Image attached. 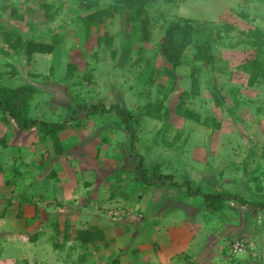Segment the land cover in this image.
<instances>
[{"label":"rangeland","instance_id":"rangeland-1","mask_svg":"<svg viewBox=\"0 0 264 264\" xmlns=\"http://www.w3.org/2000/svg\"><path fill=\"white\" fill-rule=\"evenodd\" d=\"M98 1L102 9L111 4L115 8L85 38L84 18L90 11L83 1L0 0L1 6L14 7L20 17L11 23L22 38L21 51L25 40L59 42L51 54L34 53L29 62L23 52L10 49L1 30L0 79L14 87L27 82L42 92L32 102V118L62 122L78 103L119 101L138 119L134 125L137 154L144 156L149 169L158 164L160 172L172 174L175 181L189 178L205 190L213 185L249 201L264 200V85L251 84L245 69L246 62L256 57V48L264 49V0ZM6 18L0 11V21L11 31ZM179 18L199 24L193 34L197 48L190 47L187 55L198 59L178 67L170 80L158 75L169 68L159 48L167 26ZM136 22L139 36L129 47ZM104 37L111 43L99 49ZM67 64L75 65V77L67 78ZM148 67L153 68L151 76H157L150 86L142 81L150 73ZM87 70L89 81H81ZM162 86L166 90L175 86V90L164 95ZM157 99L165 108L160 112L163 117L143 116L142 107ZM179 104L192 117L178 115ZM214 122L219 127L212 126ZM9 125L0 123V137L11 128L17 130L14 123ZM20 132V147L0 146V220L6 219L0 221V259L7 260L0 264L19 256L30 259L35 249L44 253L31 264H77L84 252L88 261L98 255V264H114L117 258L118 264H264V209L252 211L229 202L218 213H192L191 207L178 211L165 200H180L184 195L167 183L149 191L136 185L137 194L144 195L140 199L128 201L115 194L114 177H124L121 171L130 162L129 140L115 117L79 112L59 134L60 154L51 141L43 145L35 129ZM8 134L11 140L14 134L4 137ZM14 168L20 170L18 185L7 187L4 182ZM63 176L69 190L64 204L34 194L39 186L56 187ZM38 179L47 182L40 185ZM134 180L132 172L129 182L135 184ZM51 204L60 208L53 213L48 209ZM165 204L174 209L158 218ZM153 222L157 223L152 226ZM52 224L58 229H52ZM90 227L103 231L107 248L68 245L72 250L67 254V242L73 244L78 230ZM62 233L68 236L63 251L57 245L63 241ZM34 235L37 240L29 241ZM166 242L169 251H175L170 260L160 250Z\"/></svg>","mask_w":264,"mask_h":264},{"label":"trees","instance_id":"trees-1","mask_svg":"<svg viewBox=\"0 0 264 264\" xmlns=\"http://www.w3.org/2000/svg\"><path fill=\"white\" fill-rule=\"evenodd\" d=\"M84 2V6L86 9L90 11V14L84 18L85 29H82V33L84 34L85 38H88L90 35V31L94 27V25H98L105 21V18L111 16L110 8H115L112 4L107 6L106 8H100L98 0H80ZM116 3H121L122 1L127 0H113ZM130 3L136 0H129ZM139 1V0H138ZM142 1V0H141ZM170 1V0H167ZM134 4V3H133ZM127 6V5H125ZM45 8V13H47L48 8ZM1 12H5L7 14V18L4 21H8L9 27L12 28L10 30H6V24L0 21V36L3 35L1 30H5V43L8 44L10 49H12L15 53L20 52L21 45L23 46L22 38L18 33H16L14 29L17 28V25L11 23L15 19H19V15L17 10L14 7H9L8 4L5 6H1ZM126 9V8H125ZM8 12V13H7ZM137 13V12H136ZM47 16V14H46ZM105 16V17H104ZM104 17V19H103ZM137 23V22H136ZM8 25V24H7ZM27 25H29L27 23ZM195 26V27H194ZM199 24L197 21L188 20L184 18H179L173 21L171 24L167 26L165 34L163 36V43L160 45V54L163 60L169 68H164L163 71L159 72L158 75H165V77L172 80L176 76V69L178 67L184 66L188 63H194L197 61L198 56L196 57H188V49L190 47H196L194 41V35L197 34L199 31ZM9 28V29H10ZM81 33V34H82ZM194 34V35H193ZM16 36V41L12 40V37ZM131 40L130 46L133 44V40L137 39L139 36V28L138 23L133 26V30L131 33ZM80 38V37H79ZM99 49L101 48L102 44L109 45L111 42L106 37L99 40ZM58 41H53L52 44L45 43V42H36L32 40H25L24 41V49L21 51L25 54L28 61H31V56L34 53H42V54H51L54 48L57 47ZM20 50V51H17ZM257 55L254 59L249 60L245 64L246 73L249 75V82L254 84L255 82H259L260 84L264 85V49L261 47H257ZM53 72V68L50 70ZM148 73L146 79H142L145 81V84L150 86L155 82L157 76H151L153 72L152 67H148ZM67 78L75 77V65L67 64L66 70ZM92 72V71H91ZM14 74L17 77L20 76L17 70H15ZM91 77V73L89 70L85 71L80 79L81 81H89ZM23 80V78H19ZM5 81L9 82L8 80L0 79V113L2 116V121L6 124L10 122L14 123L17 130L19 131H31L35 129L38 134L40 135V142L44 145L47 140L51 141L52 146L54 148L55 153L60 154L62 153V143L59 137V134L65 131L68 128L69 122L74 121V116L77 115L79 112H84L89 116H112L120 124V129L124 131L127 135L129 140V147H128V155L129 161L127 162V167L123 169L121 172L125 174L124 177L115 176V182L111 186L114 188L115 194L124 195V197L130 201L132 198L137 196L139 199L142 198L143 194H137L136 185H143L146 191H149L155 187H161L162 183H167L168 186L173 187L181 192L184 196L180 200H174V198H170L169 200H165L169 202L175 209H184L191 207L190 210L193 209L192 213L198 210H205V211H212L213 213L221 212L224 206L229 202L237 203L241 207H248L252 211H257L258 209H264V200L258 201H249L246 200L244 197H241L236 194H231L226 190H222L219 187H215L213 185L210 186L207 190L201 185L197 184L195 181L185 178L180 181H175V177L172 174H163L160 172L161 166L158 164L153 165L152 168L146 165V160L144 156L137 154V133L135 130V123L138 120L134 115L132 110L125 108L119 101H114L110 104L105 103H97L87 105L85 103H78L72 108L70 116L68 115L65 120L62 122H49L47 120H40L32 118V102L34 101L36 94H41V90L37 87L27 83L22 82L23 84L19 85L18 87H14L11 84H6ZM162 94L171 93L175 90V86L169 90H166L165 86H162ZM167 91V93H166ZM131 89L128 88L127 93H130ZM159 93V94H160ZM160 101L157 99L155 102L151 103L148 102L142 107L141 114L147 117H163L161 115V111L165 108H161ZM182 104L178 105L176 108V113L184 118L192 117V113L188 110L182 111L181 109ZM157 119V118H155ZM212 126L219 127L218 123H212ZM111 132L109 131V134ZM177 138L181 137V132H178ZM188 138L184 137L183 142L187 141ZM104 140V139H103ZM107 140V139H106ZM105 141V140H104ZM169 147L174 143H167ZM0 146L3 148H8V142L6 137L2 136L0 138ZM20 170L14 168L10 171V176L5 180V186L7 187H14L18 185L17 178L19 176ZM133 172L134 175V182L135 184H131L129 182L131 180V173ZM21 175V174H20ZM117 179V182H116ZM106 181V179H105ZM109 180L107 179V182ZM23 185V183L21 184ZM23 187V186H22ZM207 188V187H206ZM25 187L23 188L24 191ZM118 189H120V192ZM136 193V194H135ZM114 194V195H115ZM114 195H111L114 197ZM25 196V194H24ZM23 198V197H22ZM28 199V198H27ZM187 201H185V200ZM184 200V201H183ZM192 202V205L190 204ZM190 205H188V204ZM165 207L160 209L157 212L158 218L165 217L171 210L174 208H170L169 205H164ZM163 207V206H161ZM196 209V210H195ZM157 223V222H156ZM155 222L152 223L155 225ZM37 240V235L32 236L29 238V241L35 242ZM76 240L81 243L82 245L85 244H93L95 247H105L107 248L108 244L106 242L104 233L101 229L95 228L90 230H78L76 235ZM97 241H104L103 244H96ZM135 256V255H134ZM86 259V254H81L79 257V264L83 263ZM114 264H118V258L114 260Z\"/></svg>","mask_w":264,"mask_h":264},{"label":"crops","instance_id":"crops-1","mask_svg":"<svg viewBox=\"0 0 264 264\" xmlns=\"http://www.w3.org/2000/svg\"><path fill=\"white\" fill-rule=\"evenodd\" d=\"M3 121H2V116H1V113H0V123L1 124H4V125H6V123H2ZM9 125V124H8ZM10 126V125H9ZM7 132V131H6ZM6 132H4L3 133V135L5 136L8 132H10V133H13L14 134V136L11 138V140H9L10 139V137H11V134H8L9 135V138H6L7 139V142H8V145L10 146H14V145H16V146H18V147H20V144L18 143V142H21L22 143V138H21V132L19 131V130H16L15 132H14V130L11 128L10 130H8V132L6 133ZM15 135H16V137H18V139H16L15 138ZM2 137V136H1ZM0 137V138H1ZM19 144V145H18ZM61 163V162H60ZM60 170V169H59ZM60 172H65L64 170H60ZM53 173V172H52ZM51 176H53V177H55V175L54 174H52ZM65 179H66V176H63V177H61V178H59L58 177V181H57V183H55V185H56V187H54V186H51V187H47V188H41L40 186H39V191L37 190V188L38 187H36V190L37 191H35L34 192V194L38 197V199L39 198H43L44 196H46V197H49V198H52V200L54 199H56L55 201H57L58 203H60V204H62L63 202L62 201H66L67 200V198L69 197L68 196V189H67V183L65 182ZM40 179H38V182H37V184L39 183H46L47 181L46 180H44V181H39ZM41 185V184H40ZM92 188H94V187H92ZM92 188H90V189H92ZM47 190V191H50V193H46L44 190ZM46 194V195H45ZM73 197H74V199L77 197V195L76 194H74L73 195ZM72 202L73 203H75L76 201H74V200H72ZM64 204V203H63ZM53 204H51L49 207H48V209L51 211V212H53V213H55L56 211H55V209L57 208V209H59L60 207H56V205H54V206H52ZM62 208H65V207H62ZM178 211H179V209H178ZM58 213V212H57ZM68 213H71V212H68ZM77 213H79V212H74V214H77ZM11 219H12V217H11ZM3 220H6V219H1L0 221H3ZM15 220V219H14ZM14 220H11L12 222H14ZM58 226H57V224H52L51 225V228L52 229H54V230H57L58 228H57ZM99 227V226H98ZM66 229V225H64V230ZM90 230L91 229V227L90 228H86V229H79V230ZM147 230H149V226H145V231H147ZM62 235H63V241H62V243L60 242V244H57L58 246H59V249H61L62 251L64 250V241H65V244H66V240H68V236H65L63 233H62ZM159 239V238H158ZM162 239V238H161ZM80 242V241H79ZM77 240H76V238H75V236H74V239H73V244H70L71 242H67V254L72 250L68 245H71L72 247H74V248H81V247H88V246H90L91 244H85V245H82L81 243H79ZM22 243V242H21ZM38 245H34L33 246V248H37L38 246H39V243H37ZM165 244V246L163 247V248H161L160 247V250H161V252H162V254H163V258H165V259H168V260H170L171 258H172V255L175 253V251H169V248H167L166 247V244H167V246H168V244H169V242H166V243H163V245ZM110 247H109V249H112L113 250V245L112 244H110L109 245ZM166 247V248H165ZM116 250V249H115ZM35 251V253L36 254H34V256H32L33 255V253L31 252L30 253V259H28L27 257H25V258H21V256H19V257H16V259L15 260H13L12 259V261L10 262V263H8L7 262V264H11V263H14V264H18V262L20 261V260H23V263L24 264H26V263H28V264H31V262H34V259H36V257H40L41 255H43V251H38L37 249H35V250H33V252ZM38 251V252H37ZM99 252H103V251H99ZM98 252V253H99ZM5 253V252H4ZM97 253V254H98ZM82 254H85V252L84 253H82ZM116 254V253H115ZM81 256V255H80ZM79 256V257H80ZM87 256H88V254L86 255V259H87ZM46 257V256H45ZM41 258H43V256L41 257ZM55 259V261L54 262H56L57 261V258H54ZM58 259H59V257H58ZM85 259V261L83 262V263H81V264H85L86 263V261H87V263L88 264H98V263H100V261H99V257H98V255L97 256H94V257H92V259L90 260V261H88V260H86ZM120 259V258H119ZM60 260V259H59ZM121 260V259H120ZM0 261L1 262H3V263H6V258H1L0 259ZM60 262H61V260H60ZM60 262H58V263H60ZM86 263V264H87ZM122 263V262H121ZM120 263V264H121ZM77 264H79V262H78V260H77Z\"/></svg>","mask_w":264,"mask_h":264},{"label":"built area","instance_id":"built-area-1","mask_svg":"<svg viewBox=\"0 0 264 264\" xmlns=\"http://www.w3.org/2000/svg\"><path fill=\"white\" fill-rule=\"evenodd\" d=\"M235 246H236V247H238V246H242V244H240V245H239L238 243H236V245H235Z\"/></svg>","mask_w":264,"mask_h":264}]
</instances>
